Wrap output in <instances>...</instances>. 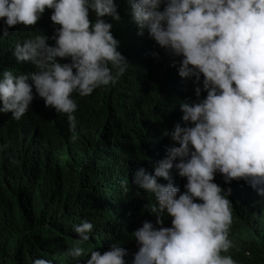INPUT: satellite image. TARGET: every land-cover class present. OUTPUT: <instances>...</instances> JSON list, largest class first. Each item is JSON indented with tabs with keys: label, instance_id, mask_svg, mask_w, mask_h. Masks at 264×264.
<instances>
[{
	"label": "clouds",
	"instance_id": "9594fccd",
	"mask_svg": "<svg viewBox=\"0 0 264 264\" xmlns=\"http://www.w3.org/2000/svg\"><path fill=\"white\" fill-rule=\"evenodd\" d=\"M122 28L146 31L172 67L179 58V77L167 70L169 77L199 86L194 101H178L183 126L162 132L171 141L165 155L156 153L155 163L147 146V171L133 175L138 211L155 216V226L145 221L130 234L137 247L130 261L114 244L90 250L85 264H236L223 254L234 246L231 188L214 179L243 180L264 199V0H0V33L21 65L18 74L0 72V114L19 121L42 99L75 131L73 95L115 86L131 66L114 35ZM24 132L29 138L38 130L27 124ZM93 227L88 220L73 226L78 239L66 257L84 255Z\"/></svg>",
	"mask_w": 264,
	"mask_h": 264
},
{
	"label": "trees",
	"instance_id": "16d2710c",
	"mask_svg": "<svg viewBox=\"0 0 264 264\" xmlns=\"http://www.w3.org/2000/svg\"><path fill=\"white\" fill-rule=\"evenodd\" d=\"M129 30L114 35L131 66L115 86L97 88L87 97L73 95L75 131L65 123L66 115L45 107L42 99L31 103L19 121L0 114V264H33L35 259L85 264L90 250L103 253L114 244L126 249L130 261L137 251L130 234L145 221L155 226V216L138 211L143 204L133 175L146 170L147 146L155 163L160 160L156 153L165 155L171 141L162 132L182 124L178 101H194L199 85L171 79L167 70L178 76L179 58L172 67L173 58L146 31L139 36ZM0 37V72L12 67L18 74L21 65L10 56V42ZM27 124L38 130L29 138ZM214 182L231 188L233 196L229 239L234 246L223 254L236 264H264V199L251 195L243 180L225 184L217 174ZM245 195L253 198L246 201ZM145 202L152 205L148 196ZM83 220L94 225L81 245L84 255L66 257L65 250L78 239L73 226ZM164 226H171L170 218Z\"/></svg>",
	"mask_w": 264,
	"mask_h": 264
}]
</instances>
